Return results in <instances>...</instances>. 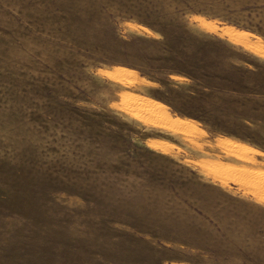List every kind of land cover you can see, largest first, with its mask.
<instances>
[{"label": "rangeland", "instance_id": "rangeland-1", "mask_svg": "<svg viewBox=\"0 0 264 264\" xmlns=\"http://www.w3.org/2000/svg\"><path fill=\"white\" fill-rule=\"evenodd\" d=\"M0 264H264V0H0Z\"/></svg>", "mask_w": 264, "mask_h": 264}, {"label": "bare ground", "instance_id": "bare-ground-1", "mask_svg": "<svg viewBox=\"0 0 264 264\" xmlns=\"http://www.w3.org/2000/svg\"><path fill=\"white\" fill-rule=\"evenodd\" d=\"M156 108H157V107H155L154 109L156 110ZM158 110H159V109H158ZM157 112H159V111H157ZM160 112H161V111H160ZM162 113H163V111H162ZM159 114H161V113H159ZM164 116H165V115H164Z\"/></svg>", "mask_w": 264, "mask_h": 264}]
</instances>
